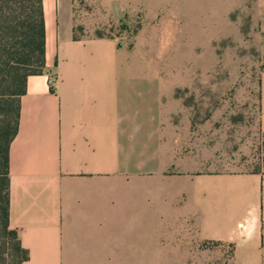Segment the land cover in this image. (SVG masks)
I'll return each instance as SVG.
<instances>
[{"label":"crops","instance_id":"obj_1","mask_svg":"<svg viewBox=\"0 0 264 264\" xmlns=\"http://www.w3.org/2000/svg\"><path fill=\"white\" fill-rule=\"evenodd\" d=\"M82 1L78 8L77 0H43L46 66L27 81L10 147V227L29 254L24 264H154L155 205L166 197L164 206L178 213L187 199L199 240L226 248L228 264H264V174L179 171L159 193L151 167L124 162L123 106L169 110L162 90L154 103L147 68L168 57L170 19L182 26L186 16L163 15L168 0ZM136 17L143 24L133 37L103 33ZM156 28L162 50L150 39ZM166 254L162 264H174Z\"/></svg>","mask_w":264,"mask_h":264},{"label":"rangeland","instance_id":"obj_2","mask_svg":"<svg viewBox=\"0 0 264 264\" xmlns=\"http://www.w3.org/2000/svg\"><path fill=\"white\" fill-rule=\"evenodd\" d=\"M77 1L79 8L83 1ZM175 1L179 3L168 0L162 14L170 16L180 9L187 20H181L179 26L176 18H169L172 39L163 49L168 57L147 68L155 77L154 103L159 97L156 93L162 90L169 110H158L154 105V110L141 111L140 105L131 101L122 109L129 132L124 137V162L127 166L151 167L159 193L168 183L163 180L179 171L251 172L264 146V0H184L181 8ZM160 22L161 18L155 19L152 25L158 27ZM142 24L141 17H136L123 21L117 30L103 33L133 37ZM150 32L154 34L150 37L153 44L162 50L167 45L161 38L162 30ZM167 92L169 96H165ZM163 144L169 149L166 146L162 151ZM161 200L155 205L154 229L160 235L155 236L154 264L166 260L167 248L174 264L230 262L226 248L199 240L198 215L187 199L179 213V206H164L168 197L164 203Z\"/></svg>","mask_w":264,"mask_h":264},{"label":"trees","instance_id":"obj_3","mask_svg":"<svg viewBox=\"0 0 264 264\" xmlns=\"http://www.w3.org/2000/svg\"><path fill=\"white\" fill-rule=\"evenodd\" d=\"M101 36V33L98 34ZM46 66L43 0H0V264H24L29 254L10 227V147L20 124L21 98ZM252 174H264V146Z\"/></svg>","mask_w":264,"mask_h":264},{"label":"built area","instance_id":"obj_4","mask_svg":"<svg viewBox=\"0 0 264 264\" xmlns=\"http://www.w3.org/2000/svg\"><path fill=\"white\" fill-rule=\"evenodd\" d=\"M55 82H56V79H52V80L50 81L51 85H53Z\"/></svg>","mask_w":264,"mask_h":264}]
</instances>
